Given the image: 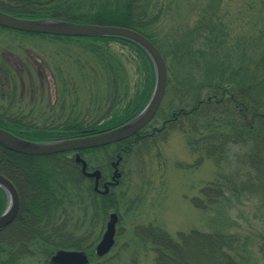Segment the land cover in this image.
I'll list each match as a JSON object with an SVG mask.
<instances>
[{
	"label": "rangeland",
	"instance_id": "1",
	"mask_svg": "<svg viewBox=\"0 0 264 264\" xmlns=\"http://www.w3.org/2000/svg\"><path fill=\"white\" fill-rule=\"evenodd\" d=\"M72 1L80 5L79 12L94 10L89 7L93 1L98 4L108 2L111 7L123 2ZM144 17L143 21L149 26L147 29L152 31L167 57L169 85L163 109L169 114L172 100L179 106L174 111L182 105L176 99L175 91L181 87L188 89L185 85L202 83L209 61L206 59L211 58L212 52L217 62L224 61L231 66L226 76L239 67L244 68L243 71L249 67L251 71L263 55L264 0H150ZM73 22L83 23L81 20ZM181 44L190 47L195 59L186 64L192 74L185 85L181 80L188 74L176 58V46ZM99 56L103 62L97 58ZM0 66V112L21 113L6 116L24 117L39 125L70 117H88L99 120L97 125L102 126L108 119L104 107L113 101L114 94L121 96L127 92L126 101L131 103L130 96L134 99L148 73L139 51L116 40H61L4 28H0ZM153 73L150 68V77ZM188 90L190 96L195 95V90ZM190 96L186 100L189 101ZM120 100L115 107L125 106L126 102ZM262 100L264 102V97ZM182 117L176 119L175 124H170L167 117L162 125L163 118L157 116L150 125L159 128L154 136L137 141L132 152L124 154L123 175L112 189L114 206L106 219L93 225L89 222L91 214L87 216L82 229L76 232L94 241L95 249L110 213H118L115 245L103 257H98L94 249L87 251L89 264H157L156 246L147 237L152 228L160 229L176 240L179 233L192 229L237 233L248 237L252 253L250 264H264V193L249 196L228 191L224 198L206 209L196 207L193 199L201 200V189L226 175L227 167L203 154L201 146L194 140L206 131L201 128L195 138L190 121ZM192 141L196 142L195 148ZM120 147L115 144L103 149L96 147L82 155L90 169L101 168L109 178L112 173L110 160ZM242 150L238 146L230 154ZM75 205L72 213L77 219L81 209ZM90 213L97 212L92 210ZM0 235V239L7 238L4 232ZM57 250L53 243L33 240L28 253L14 264H53L51 258Z\"/></svg>",
	"mask_w": 264,
	"mask_h": 264
},
{
	"label": "trees",
	"instance_id": "2",
	"mask_svg": "<svg viewBox=\"0 0 264 264\" xmlns=\"http://www.w3.org/2000/svg\"><path fill=\"white\" fill-rule=\"evenodd\" d=\"M149 2L150 0H123L121 4L111 7L108 2L98 4L93 1L89 7H94V10L79 12L80 5L72 0H0V10L21 18H58L68 21L81 20L87 24L130 27L148 37L160 49L167 62L165 53L153 37L154 34L147 29L149 26L143 21ZM0 28L4 27L0 26ZM4 29L61 40L64 38L116 40L138 50L148 68L142 87L136 90L134 99L130 96L129 101H134V104L126 101L127 92H123L121 96L114 94L113 101L104 107V115H107L108 119L102 126L97 125L99 120L87 119L88 117H70L53 124L39 125L31 120H25L24 117L0 115V127L11 133L33 141L79 136L97 130L99 127L110 128L125 122L139 113L150 98L155 84V74L152 75L153 80L152 76L150 77V68L154 72L153 64L145 50L133 41L110 36L77 37ZM184 46L182 44L176 46V58L185 68L184 73L188 74V77L183 76V80L180 76L179 79L181 83L187 84L186 81L190 79L192 73L186 69V64L195 62V59L190 47L188 49ZM90 51L95 52L94 49ZM212 53L211 58L206 59L209 61L205 66L202 83L184 84L195 90V95L190 96L189 88L181 87L175 91L176 99L182 103V105L179 104L182 109L174 111L179 106L172 100L169 114L163 109L166 91L156 115L163 120H167L168 117L170 124H175V121L183 116L182 118L190 121V128L195 132V138L196 133L202 128L206 132H202L201 136L194 141L201 146L206 157L215 159L222 167H227L226 175L220 176L217 181L201 189L203 196L201 200L193 199L192 202L199 209H206L210 204L224 198L228 191L235 194L242 192L249 196L257 192L264 193V102L262 100L264 97V51L261 53L263 55L257 67L251 68V71L248 70L249 67L247 71H243L242 67L237 70L232 69L228 76L226 73L231 66L224 61L217 62L214 52ZM97 58L103 62L100 56ZM115 78L117 80L116 75ZM189 96L188 101L186 99ZM120 97L126 104L124 103V107H115V103L121 101ZM146 139L133 136L115 145L119 147L123 145L121 147L125 148V154H130L137 141ZM191 145L195 148L196 142L192 141ZM238 146H241L243 150L231 155L230 151ZM0 173L14 183L20 196L18 216L9 225L8 231H4L11 241L9 243L11 249L17 247V243L24 242L27 245L24 254H27L28 243L37 239L49 241L58 249H81L86 252L94 249V241L76 232L82 229L90 214V225L106 219L107 213L114 206V193L111 190L108 194L98 196L94 191L93 181L84 175L81 165L75 161L74 156L68 152L27 155L12 151L0 144ZM6 202V195L0 187V213L4 210ZM74 205L80 206L81 209L77 213V219L74 212L72 213L75 210ZM92 210L97 213H90ZM147 237L156 246L157 264H250L252 262L248 237L237 233L192 229L186 233H179V239L176 240L162 230L152 228L147 232ZM0 240L1 245L3 239Z\"/></svg>",
	"mask_w": 264,
	"mask_h": 264
},
{
	"label": "water",
	"instance_id": "3",
	"mask_svg": "<svg viewBox=\"0 0 264 264\" xmlns=\"http://www.w3.org/2000/svg\"><path fill=\"white\" fill-rule=\"evenodd\" d=\"M0 26L25 32L51 35L119 37L138 44L145 50L151 59L155 73V84L149 101L139 113L119 125L95 133L45 141L29 140L0 127V144L18 153L27 155H50L68 151H78L75 155V161L81 164L82 172L86 176L95 179V189H97L99 180L102 177V171L100 169L92 171L87 170V161L82 157L79 151L101 147L127 139L139 133L141 129L151 122L163 102L168 85V66L163 54L148 37L130 27L76 23L58 18H21L1 10ZM120 160L121 156L118 157V160L114 164L115 170L110 183L112 185L118 184V179L121 176V172H119L118 169ZM0 187L4 190L7 197L6 207L0 215L1 229L11 224L17 217L20 210V196L14 183L1 173ZM109 190L108 183H105L103 193H108ZM118 221V214L116 212H111L106 224V230L95 248L97 256L102 257L106 255L115 245L116 226ZM51 262L53 264H89L90 260L85 251L59 249L52 256Z\"/></svg>",
	"mask_w": 264,
	"mask_h": 264
},
{
	"label": "flooded vegetation",
	"instance_id": "4",
	"mask_svg": "<svg viewBox=\"0 0 264 264\" xmlns=\"http://www.w3.org/2000/svg\"><path fill=\"white\" fill-rule=\"evenodd\" d=\"M0 68H2V66H0ZM6 71L8 72L9 69H6ZM8 74H10V72ZM8 80H10L9 79V76H8ZM0 115H22V114L21 113H16V112H0ZM162 125H165V121H163ZM93 129H95V128H93ZM103 129H106V127H104V128H100L99 127V129L92 130L90 133H95V132L101 131ZM157 130H159V128H157L155 126H152L151 127L150 124H149L148 126H146V128H144L143 130H141V132H139L135 136H137V137H139L141 139L148 138L150 136H154V134L157 132ZM86 134H89V133H86ZM124 149H125L124 147L118 148L117 151H116V153H115V155H114V157L110 160V166L112 167V173H111L110 177L109 178H106L105 175L103 174V176L99 180L98 188L95 189V187H94V191L97 193L98 196H102V195L105 194V193H103V191L105 189V183H108L110 190L113 189V186H115V185H112L110 183L112 181V176H113L114 169H115V165L114 164L118 160V157L119 156H121V160H120V162L118 164V169L121 172V174L123 175V172H122V161L124 159V155L123 154H125V150ZM69 154L71 156H73V155L75 156L76 151L71 152ZM122 175H121V177H122ZM89 179H91L93 181V186H94L95 179L94 178H89ZM120 179H119V181H120ZM9 225L1 228L0 229V232H4L5 230L8 231ZM42 242L51 243V242L46 241V240H42ZM9 243H11V241L7 237L6 239H3V242L0 245L1 246V251H2V255L0 256V264H14V262L18 258H20L21 256L24 255V252H25V249H24L25 243L24 242L17 243V247H14L13 249H11L9 247ZM28 244H30V243H28ZM17 254L19 255L18 257H17Z\"/></svg>",
	"mask_w": 264,
	"mask_h": 264
}]
</instances>
